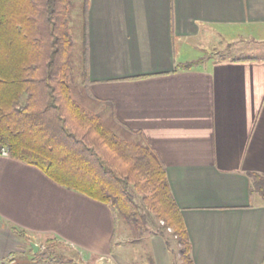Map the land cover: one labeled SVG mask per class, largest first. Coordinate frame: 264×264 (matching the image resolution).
<instances>
[{
	"label": "crops",
	"instance_id": "crops-1",
	"mask_svg": "<svg viewBox=\"0 0 264 264\" xmlns=\"http://www.w3.org/2000/svg\"><path fill=\"white\" fill-rule=\"evenodd\" d=\"M84 4L85 104L119 134L155 148L195 264H264V199L251 193V173L264 175V56L208 54L176 70L203 51L264 45V0ZM14 229L40 245L55 239L75 249L83 264H139L132 247L120 248L123 233L108 205L0 155V264L29 257ZM146 243L153 254L146 264H180L161 235L150 233Z\"/></svg>",
	"mask_w": 264,
	"mask_h": 264
},
{
	"label": "trees",
	"instance_id": "trees-1",
	"mask_svg": "<svg viewBox=\"0 0 264 264\" xmlns=\"http://www.w3.org/2000/svg\"><path fill=\"white\" fill-rule=\"evenodd\" d=\"M71 4L0 0V147L59 185L108 205L137 235L149 229L146 208L159 223L153 233L165 239L174 258L195 264L187 226L155 148L124 138L76 96ZM207 57L180 63L176 70L192 69ZM251 178V193L264 199V175L251 173ZM14 231L29 251L19 264H62V255L52 250L55 239L34 254L31 237Z\"/></svg>",
	"mask_w": 264,
	"mask_h": 264
},
{
	"label": "rangeland",
	"instance_id": "rangeland-1",
	"mask_svg": "<svg viewBox=\"0 0 264 264\" xmlns=\"http://www.w3.org/2000/svg\"><path fill=\"white\" fill-rule=\"evenodd\" d=\"M72 13H71V26H72V36L74 41L73 49V85L75 88L76 96L79 99L86 103V92L89 88L88 79H87V11L85 7V0H71ZM256 42L252 41L251 43L244 42L234 47L232 50H226L224 48H219L217 50H212L211 53L208 51H201L202 57L209 56L208 54L214 56H264V45L255 44ZM105 121L109 126L112 127L111 119L105 114ZM121 136L126 139H134L129 133L120 132ZM140 202V198L137 197ZM143 211L147 214L148 217V231L141 235H137L133 231L132 224L127 222L122 215L118 214V234L123 235L120 239V244L124 247H132L133 255L132 258H136L137 263L146 264L148 262L147 258L150 257L152 251L147 245L146 241L149 237V234L154 232L159 223L156 221L153 214L148 211L146 208H143ZM118 246V245H116ZM118 248V247H117ZM52 250L56 253L62 255V264H83V261L75 249L69 248L68 246L62 243H56ZM124 253V250L121 252ZM123 256V255H122ZM176 259V258H175ZM146 260V261H145ZM103 261V262H102ZM101 262L104 264H115L116 258H106ZM120 261V260H119Z\"/></svg>",
	"mask_w": 264,
	"mask_h": 264
},
{
	"label": "built area",
	"instance_id": "built-area-1",
	"mask_svg": "<svg viewBox=\"0 0 264 264\" xmlns=\"http://www.w3.org/2000/svg\"><path fill=\"white\" fill-rule=\"evenodd\" d=\"M0 155L8 156L9 152L5 147H0ZM10 264H19V261L16 258L11 257L10 258Z\"/></svg>",
	"mask_w": 264,
	"mask_h": 264
},
{
	"label": "water",
	"instance_id": "water-1",
	"mask_svg": "<svg viewBox=\"0 0 264 264\" xmlns=\"http://www.w3.org/2000/svg\"><path fill=\"white\" fill-rule=\"evenodd\" d=\"M29 243H30V245H31V247H32V249H33V253H34V254L38 253L39 250H40V248H41L40 244H38V243H36V242H34V241H32V240H30Z\"/></svg>",
	"mask_w": 264,
	"mask_h": 264
}]
</instances>
